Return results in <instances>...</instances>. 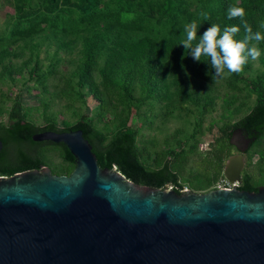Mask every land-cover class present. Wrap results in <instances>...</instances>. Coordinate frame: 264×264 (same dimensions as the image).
I'll use <instances>...</instances> for the list:
<instances>
[{"label":"trees","instance_id":"obj_1","mask_svg":"<svg viewBox=\"0 0 264 264\" xmlns=\"http://www.w3.org/2000/svg\"><path fill=\"white\" fill-rule=\"evenodd\" d=\"M229 6L242 7L243 19L252 31L264 34V0H14L13 15L9 17L13 20L4 22L0 31V104H10L4 112L5 122H0V177L39 171L46 166L44 154L51 150L59 153L61 164L51 168L50 173L68 176L74 164L65 147L32 142L30 137L47 131L79 130L99 168L114 166L135 186L149 189L170 186L180 195L179 163L194 153L195 145L188 151L181 144L177 151L168 150L150 160L143 153L144 141L140 139V145H136L138 131L126 126V118L111 110L118 105L126 109L133 85L145 99L154 97L158 101L165 100L172 88L175 104L181 110L189 101L186 89L191 79L216 81L208 58L194 61L180 43L185 39L184 25L192 21L200 23L197 41L211 24L218 25L221 34L225 27L237 26L239 32L234 39L243 40L246 34L243 22L240 18H227ZM202 12L209 19L203 20ZM254 43L261 53L259 61L264 64V41H252L250 46ZM62 64L72 66L65 78L71 94L80 101L85 96L95 100V114L93 117L80 114L73 124H64L62 128L53 119L45 118V124L37 127L28 119L30 108L21 105L17 94L2 88L21 83L28 84L29 91L39 85L37 95L40 104L46 106V97L60 93H48L44 83L49 77H64L58 69ZM247 64L241 73L230 74L225 70L224 74L230 89H236V82L244 84L245 98L253 97L251 107L239 120L217 129L218 137L208 144L204 162L208 171L192 176L188 185L194 191H203L222 179V164L228 156L227 140L236 129L254 139L252 145L264 162V72L248 79L244 76ZM210 106L211 102L205 99L202 112L209 111ZM109 111L112 118L97 128L96 123ZM148 160L150 166L146 165ZM256 186L245 175L240 189L254 192Z\"/></svg>","mask_w":264,"mask_h":264},{"label":"water","instance_id":"obj_2","mask_svg":"<svg viewBox=\"0 0 264 264\" xmlns=\"http://www.w3.org/2000/svg\"><path fill=\"white\" fill-rule=\"evenodd\" d=\"M30 140L62 144L74 167L0 177V264H264V186L177 195L99 168L79 130Z\"/></svg>","mask_w":264,"mask_h":264},{"label":"rangeland","instance_id":"obj_3","mask_svg":"<svg viewBox=\"0 0 264 264\" xmlns=\"http://www.w3.org/2000/svg\"><path fill=\"white\" fill-rule=\"evenodd\" d=\"M13 6L14 0H0V31L4 29V22L13 15ZM9 20H13V18ZM252 46H255V43ZM43 56L44 54L41 52L40 57ZM41 63L46 64L44 60H41ZM58 69L64 77H49L44 84L48 93L59 92L60 94L46 97V106L40 104V97L37 95L40 89L39 85L32 86L29 91L26 90L28 84L21 83H16L13 87L7 85V87L2 88V91L8 89L17 94L21 105L30 108L28 119L37 127L45 124V118L53 119L57 127L62 128L64 124H73L80 114H87L90 117L95 114V106L97 105L95 100L85 96V100L80 101L71 94L68 88V82L65 78L69 75L72 66L62 64ZM262 72H264V64L259 61V58L256 60L249 59L244 76L250 79ZM225 77L224 74L212 83L203 82L197 78L191 79V84L186 89L189 101L184 104V109L181 110L175 104L172 88H169L164 97L165 100L158 101L154 97L145 99L136 85H133L132 97L127 103L126 109L118 105L116 109L111 110L112 113H117L118 117L126 118V126L138 131L136 145H140L138 142L140 139L144 141L143 153L149 156L150 160L157 154L168 150L177 151L181 144H184V149L188 151L195 145L194 153L187 157L185 162L179 163L180 194L187 191L194 195H204L219 190L223 186L226 187L227 184H236V182L228 183L222 178L203 191H194L188 187L192 183V176L208 171L204 162L208 144L218 137L217 129L227 122L233 123L239 120L251 107L253 97L245 98L244 84L236 82V89L232 90L226 85ZM195 80L198 83H194ZM95 81L98 82L97 78ZM168 81V79H164V82ZM205 99L211 102V106L209 111L203 113L201 107ZM9 105V103L0 104L1 123L5 122L4 112ZM111 112L105 114L100 123H96L97 128L112 118ZM114 122L117 123L118 120L114 119ZM106 130H110L109 125L106 126ZM101 135L105 137L104 134L101 133ZM262 151L264 153V148ZM230 154H233V150H230ZM242 158L244 174L256 184H264V163L261 164L257 161L254 146L247 149L246 156ZM150 160L146 162L147 166L151 165ZM44 161L46 166L41 167L39 172L45 169L51 174V168L59 167L61 164L59 153L55 150L47 151L44 154ZM194 183H198L197 178L194 179ZM232 188L234 187H230L229 190ZM171 189L173 190V188Z\"/></svg>","mask_w":264,"mask_h":264},{"label":"clouds","instance_id":"obj_4","mask_svg":"<svg viewBox=\"0 0 264 264\" xmlns=\"http://www.w3.org/2000/svg\"><path fill=\"white\" fill-rule=\"evenodd\" d=\"M203 20L209 19L207 13H201ZM245 10L242 7L229 6L227 18L229 20L240 18L245 28L243 40L237 41L234 36L239 32V27L228 26L221 29L216 24H211L197 41V29L200 23L192 21L184 25L185 39L180 44L189 52L194 61H201V57L208 58L214 76L221 78L225 70L228 73H241L249 58L256 60L260 56V50L250 46L252 41L259 43L264 41V34L253 32L251 26L244 21ZM196 41L194 44L193 42Z\"/></svg>","mask_w":264,"mask_h":264},{"label":"flooded vegetation","instance_id":"obj_5","mask_svg":"<svg viewBox=\"0 0 264 264\" xmlns=\"http://www.w3.org/2000/svg\"><path fill=\"white\" fill-rule=\"evenodd\" d=\"M253 140H254L253 138L252 139L249 138L245 133H243L239 129H236V130L232 131L230 133V135H229L228 140H227V143H228V149H227L228 156H227V158L239 156V157H241V161H242V159H243L242 157L246 156L247 149H249L251 146H253L252 145L253 144ZM208 148H209V146H208ZM230 150H233V154H230ZM255 154L257 156V161H259V163L261 162V164H263L264 162H262L261 159H260L261 155H259L256 150H255ZM226 159L224 160V162L226 161ZM224 162L222 164V169H223ZM243 166H244V164H243V161H242V167H241L240 171L237 174L238 181L236 182V186L234 187L238 191H243V190L240 189V187L242 185V180H243V178L245 176L244 172L242 171L243 170ZM221 173H222V171H221ZM249 182L250 183H252V182L254 183V181H252L250 179H249ZM261 186H264V184H257L256 190L259 187H261ZM256 190L254 192H256Z\"/></svg>","mask_w":264,"mask_h":264},{"label":"built area","instance_id":"obj_6","mask_svg":"<svg viewBox=\"0 0 264 264\" xmlns=\"http://www.w3.org/2000/svg\"><path fill=\"white\" fill-rule=\"evenodd\" d=\"M225 184H227L225 181H223ZM236 186V184H231V185H226V187H221L220 189L221 190H229L230 189V187H235Z\"/></svg>","mask_w":264,"mask_h":264},{"label":"bare ground","instance_id":"obj_7","mask_svg":"<svg viewBox=\"0 0 264 264\" xmlns=\"http://www.w3.org/2000/svg\"><path fill=\"white\" fill-rule=\"evenodd\" d=\"M232 160H233V161L236 160L237 162H239L240 158H239V157H233Z\"/></svg>","mask_w":264,"mask_h":264}]
</instances>
